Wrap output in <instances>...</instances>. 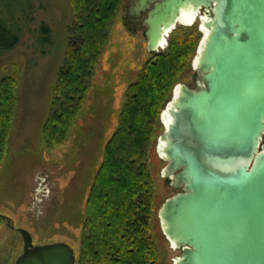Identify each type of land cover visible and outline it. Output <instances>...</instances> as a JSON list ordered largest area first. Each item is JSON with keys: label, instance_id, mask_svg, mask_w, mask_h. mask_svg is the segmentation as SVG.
<instances>
[{"label": "water", "instance_id": "water-1", "mask_svg": "<svg viewBox=\"0 0 264 264\" xmlns=\"http://www.w3.org/2000/svg\"><path fill=\"white\" fill-rule=\"evenodd\" d=\"M131 2L149 52L165 49L184 13L200 16L204 33L197 87L179 83L161 116L162 175L180 190L159 211L182 251L174 264H264V0ZM0 220L23 239L14 264H77L68 243L35 244L12 218Z\"/></svg>", "mask_w": 264, "mask_h": 264}, {"label": "rangeland", "instance_id": "rangeland-1", "mask_svg": "<svg viewBox=\"0 0 264 264\" xmlns=\"http://www.w3.org/2000/svg\"><path fill=\"white\" fill-rule=\"evenodd\" d=\"M25 1L0 0V10L14 15ZM36 1V23L43 21L53 26L50 27L53 53L47 56L39 51L33 53L34 41L27 39L0 55V77L10 73L16 65L20 78L15 128L8 152L0 163V214L12 218L16 227L29 230L35 244L68 243L79 264L86 202L105 146L117 129L131 84L156 54L167 50L170 37L161 52H149L143 19L136 20L130 15L131 0H122L96 66L85 106L69 138L62 146L47 149L40 134V122L51 82L62 62L61 53L68 36L66 28L74 15L71 0ZM24 6L21 7L24 9ZM177 28H196L201 43L204 33L199 18L194 24L180 23ZM197 52L179 78V83L191 88L197 87V72L193 67ZM160 123L148 153L154 182L151 229L164 263L174 264L182 251L175 249L164 235L159 211L164 202L180 190L172 187L171 181L162 175L166 162L158 152L159 137L165 129L161 118ZM23 246L21 235L10 229L6 220H0V264H14Z\"/></svg>", "mask_w": 264, "mask_h": 264}, {"label": "trees", "instance_id": "trees-1", "mask_svg": "<svg viewBox=\"0 0 264 264\" xmlns=\"http://www.w3.org/2000/svg\"><path fill=\"white\" fill-rule=\"evenodd\" d=\"M36 2L20 3L24 9L19 6L14 15L0 10V55L27 39L34 41L33 53H53V26L36 23ZM70 4L74 17L66 28L62 62L51 82L40 122L47 149L62 146L69 138L85 106L122 0H71ZM199 44L196 28H177L167 50L156 54L131 84L89 191L79 264H165L151 229L154 182L148 153L157 137L161 114ZM19 88L20 78L13 65L10 73L0 77V163L15 128Z\"/></svg>", "mask_w": 264, "mask_h": 264}, {"label": "bare ground", "instance_id": "bare-ground-1", "mask_svg": "<svg viewBox=\"0 0 264 264\" xmlns=\"http://www.w3.org/2000/svg\"><path fill=\"white\" fill-rule=\"evenodd\" d=\"M199 16L196 15L195 13H184L182 18H181V23L184 25H191L197 22ZM203 20L206 19V16H202ZM166 120V124H167Z\"/></svg>", "mask_w": 264, "mask_h": 264}]
</instances>
